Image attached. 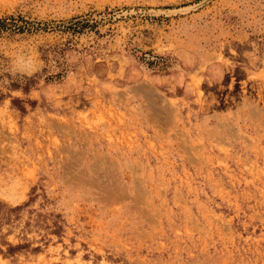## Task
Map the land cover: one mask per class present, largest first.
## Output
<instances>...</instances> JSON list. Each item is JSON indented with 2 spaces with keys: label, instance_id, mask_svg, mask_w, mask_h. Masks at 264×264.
I'll return each instance as SVG.
<instances>
[{
  "label": "rangeland",
  "instance_id": "obj_1",
  "mask_svg": "<svg viewBox=\"0 0 264 264\" xmlns=\"http://www.w3.org/2000/svg\"><path fill=\"white\" fill-rule=\"evenodd\" d=\"M0 264H264V0H0Z\"/></svg>",
  "mask_w": 264,
  "mask_h": 264
}]
</instances>
